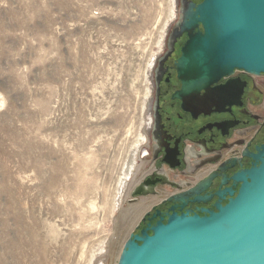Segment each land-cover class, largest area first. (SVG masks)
I'll return each instance as SVG.
<instances>
[{
	"label": "rangeland",
	"instance_id": "374dc122",
	"mask_svg": "<svg viewBox=\"0 0 264 264\" xmlns=\"http://www.w3.org/2000/svg\"><path fill=\"white\" fill-rule=\"evenodd\" d=\"M177 6L0 0V264H116L147 210L118 184Z\"/></svg>",
	"mask_w": 264,
	"mask_h": 264
},
{
	"label": "water",
	"instance_id": "95a60500",
	"mask_svg": "<svg viewBox=\"0 0 264 264\" xmlns=\"http://www.w3.org/2000/svg\"><path fill=\"white\" fill-rule=\"evenodd\" d=\"M181 17L187 29L202 26L189 32L177 61L184 91L208 87L235 68L264 73V0L189 2ZM250 156L249 167L228 177L230 186L199 196L207 180L171 195L165 210H145L116 264H264V145ZM187 197L216 199L207 208H184Z\"/></svg>",
	"mask_w": 264,
	"mask_h": 264
},
{
	"label": "flooded vegetation",
	"instance_id": "af4514ba",
	"mask_svg": "<svg viewBox=\"0 0 264 264\" xmlns=\"http://www.w3.org/2000/svg\"><path fill=\"white\" fill-rule=\"evenodd\" d=\"M200 1L178 0L176 19L153 66L150 123L127 190L126 201L133 208L150 200L147 210L152 205L165 210L173 204L168 200L171 195L207 180L199 196L212 195L219 187L230 186L228 177L249 167L250 154L264 145V73L235 68L208 87L183 89L177 61L189 32L201 31L202 26L187 29L181 24L182 10L189 2ZM223 175L226 182L221 184ZM135 187L140 194L131 196ZM215 199L187 197L184 208H207Z\"/></svg>",
	"mask_w": 264,
	"mask_h": 264
},
{
	"label": "bare ground",
	"instance_id": "6f19581e",
	"mask_svg": "<svg viewBox=\"0 0 264 264\" xmlns=\"http://www.w3.org/2000/svg\"><path fill=\"white\" fill-rule=\"evenodd\" d=\"M175 10V9H174ZM177 11V10H176ZM174 12V11H173ZM176 14H177V12H176ZM175 15V14H174ZM173 17V16H172ZM175 17V16H174ZM172 21H173V19H172ZM171 21V22H172ZM149 108V107H148ZM149 121H150V119H149ZM150 123V122H149ZM145 134V133H144ZM141 146H142V144H140ZM136 146V145H135ZM135 148V147H134ZM138 148V147H137ZM139 149H141V147L139 148ZM136 155H138V153L136 154V152L135 151H133L132 152V154L130 155V157H129V159H128V161H127V163H126V165H125V167H124V170H123V176L121 177V181H120V184H118L119 186V189H122L123 187H125L126 189H127V187L129 186V183L132 181V179H133V176H134V169H135V162H136V160H137V157H136ZM137 164V163H136ZM134 168V169H133ZM132 171H133V173H132ZM136 171V170H135ZM127 180H129L127 183H126V181ZM124 188V189H125ZM119 189H117V190H119ZM121 191V190H120ZM117 193H119V191L117 192ZM117 196V195H116ZM123 197V196H122ZM119 198H120V194H119ZM119 198L116 200V205H119ZM124 198V197H123ZM123 198H121V199H123ZM149 202H146V201H144L142 204L140 203L139 205H137L135 208H133V207H131V210H133V212L135 213V211L137 210V208H139V207H141L142 209H147V207L151 204V202H150V200H148ZM130 210V208H129V212L131 211ZM124 212V211H123ZM130 213H132V212H130ZM129 214V213H128ZM131 215H133V214H131ZM135 215V214H134ZM133 215V216H134ZM132 218V217H131Z\"/></svg>",
	"mask_w": 264,
	"mask_h": 264
},
{
	"label": "trees",
	"instance_id": "16d2710c",
	"mask_svg": "<svg viewBox=\"0 0 264 264\" xmlns=\"http://www.w3.org/2000/svg\"><path fill=\"white\" fill-rule=\"evenodd\" d=\"M141 226V225H140Z\"/></svg>",
	"mask_w": 264,
	"mask_h": 264
}]
</instances>
